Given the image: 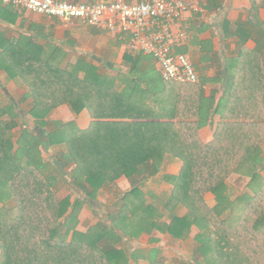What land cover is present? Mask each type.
<instances>
[{
	"label": "trees",
	"instance_id": "obj_1",
	"mask_svg": "<svg viewBox=\"0 0 264 264\" xmlns=\"http://www.w3.org/2000/svg\"><path fill=\"white\" fill-rule=\"evenodd\" d=\"M49 40L20 35L10 41L0 34V69L23 84L21 101H29L27 109L0 102V264H168L158 248L129 252L124 239L155 231L182 240L192 228L189 264H264V66L240 55L211 109L197 82L161 79L150 87L157 79L147 74L154 67L142 53H126L129 76L115 77L84 57L65 62V51ZM171 89L188 96L176 101ZM62 104L76 114L86 110L88 126L49 122ZM213 114L220 119L211 140L203 141L198 131ZM166 155L181 168L162 176L171 188L153 204L141 186ZM233 174L248 179L236 195L228 183ZM122 176L130 189L106 206V220L81 230L86 200L96 201ZM61 184L85 198L59 195ZM208 192L213 205L205 200ZM178 208L186 212L179 215Z\"/></svg>",
	"mask_w": 264,
	"mask_h": 264
},
{
	"label": "crops",
	"instance_id": "obj_2",
	"mask_svg": "<svg viewBox=\"0 0 264 264\" xmlns=\"http://www.w3.org/2000/svg\"><path fill=\"white\" fill-rule=\"evenodd\" d=\"M65 1L90 3L95 1L108 2L110 0ZM126 1L130 2L131 0ZM204 4L203 12H192L189 14L187 20L189 40L185 45L177 48V51L186 54L193 64L198 74L197 83L200 84L203 91L204 104L212 105V109L218 101L222 100L226 89L232 81L234 69L237 67L235 65L237 63L236 59L240 55V58H243L242 60L245 63L253 61L264 66V0H205ZM0 34L10 41L20 35L31 36L40 44H46L50 39L51 43L60 46L65 51V62L75 63L79 58L84 57L86 61L97 67L99 73L108 76H129L128 64L124 61V55L126 53H131L134 56L138 55V53L128 49L127 35L101 30L80 22L66 24L54 17L39 15L25 9H16L3 3L2 0H0ZM242 49L248 53H240ZM255 49H259L260 52L253 54L251 51H255ZM146 56L154 67V71L147 74L157 79V81L150 84V87L156 88L162 79L159 66L150 56ZM143 65L145 63H142ZM261 73L264 77V69ZM143 88H145L144 85L140 87V90ZM15 91L20 93L19 96H12ZM25 92L26 89L19 80L10 78L3 69H0L1 103L5 104L14 101L15 104L16 102L19 103L20 108L27 109L29 101L26 103L21 101ZM168 92L174 95L176 101L177 99H185L188 96H184L183 92H179L177 89H171ZM177 96H180V98ZM194 97L195 94H193ZM49 115V122L73 120L80 128L87 127L90 122V117L86 110L76 114L68 104H62L52 109ZM219 119L218 114H213L207 116L204 120L198 131L199 137L203 141L211 140L214 127ZM29 128L38 133L40 131L43 132V130L35 126L32 128L30 126ZM19 129V126H17L13 131L17 132ZM46 151L52 155L51 151L42 150L43 157H45L44 152ZM262 151L264 152L263 149ZM180 168V161L173 157L165 156L160 171L155 176L149 177L141 186L148 193V202L159 204L161 203L160 201L166 198L171 186L163 180L162 176L165 174H177ZM261 173L263 174L262 171ZM231 177L237 178L236 181L239 179L244 180V187L248 181L247 178L235 174L231 175ZM232 186L236 190V194L240 192L237 190L239 186L235 183ZM130 187L129 180L122 176L113 184L102 188L100 193L108 190L106 192L108 201L103 203L105 204L104 207L112 206L117 198L123 192L129 190ZM242 187L241 190H243ZM230 189H232L231 185ZM204 197L209 205L214 204V196L211 193H206ZM105 211L104 209L103 212L100 211L95 215L97 216L95 223L100 217L106 216ZM185 212L184 208H178L176 211L179 215H183ZM80 215L79 224H81ZM195 232L196 229L192 228L189 236L182 240L174 239L167 234H159L155 231L151 234H141L133 240H124L127 242L129 252L135 249L148 250L155 247L160 251V256L164 257L163 255L166 252L164 248H172V245L183 244L188 241L191 244ZM151 237L158 238V241H150ZM177 250L179 249L177 248ZM170 252L172 253L173 251H167V253ZM172 257H174V253ZM164 260L168 263L166 259ZM138 264H146V260L142 259Z\"/></svg>",
	"mask_w": 264,
	"mask_h": 264
},
{
	"label": "built area",
	"instance_id": "obj_3",
	"mask_svg": "<svg viewBox=\"0 0 264 264\" xmlns=\"http://www.w3.org/2000/svg\"><path fill=\"white\" fill-rule=\"evenodd\" d=\"M2 1L16 9L54 17L66 24L80 22L127 35L128 49L150 56L158 64L163 80L198 82L193 64L177 48L189 40V14L203 12L205 0H110L90 3L65 0Z\"/></svg>",
	"mask_w": 264,
	"mask_h": 264
},
{
	"label": "rangeland",
	"instance_id": "obj_4",
	"mask_svg": "<svg viewBox=\"0 0 264 264\" xmlns=\"http://www.w3.org/2000/svg\"><path fill=\"white\" fill-rule=\"evenodd\" d=\"M19 94L20 93L15 91L12 96L16 97V96H19ZM48 119H50V115L48 116ZM28 126L29 127L31 126V128L34 127V125L31 121L28 123ZM262 149L264 150V142L262 144ZM44 153H45L46 159H52L50 153L48 154L47 151ZM263 157H264V152H263ZM262 172L264 174V168L262 169ZM236 179H234V177H231V176L228 179V182L230 181L229 184L232 187V189H230V191H232V195H236V190H234L233 186H232L233 183H235L237 186H239V188H237L238 191H241L242 186H243L242 188L244 189V180L242 181L241 179H239L238 181H236ZM60 187L61 188L59 191V195H61V196L65 195L66 193H71V191L74 192L73 189L67 188L64 184H61ZM107 191L108 190H106V192ZM106 192L100 193V195L98 196L100 198L97 199L96 201L86 200V203L84 204V206L82 208L81 215H80L81 224H79V228L81 230H84V229H86L87 226L94 224L95 220H97V216H95V215H97L100 211L103 212V210L105 208H107V207H104L105 204H103V203H106L108 201V198H107L108 194ZM76 194L81 196V197H84L83 194L80 192L75 191L74 195H76ZM207 201L210 203L209 200H207ZM105 210H107V209H105ZM103 218L106 219L105 216ZM177 248L179 250H177ZM164 249L166 250V252H165V255H163L164 256L163 258L168 261V264H189L190 257L194 253V251H193L194 242L192 240L191 244L188 241L187 243L185 242L183 244L172 245V248H164ZM168 250L173 251V252L167 253ZM173 253H174V257H172Z\"/></svg>",
	"mask_w": 264,
	"mask_h": 264
}]
</instances>
